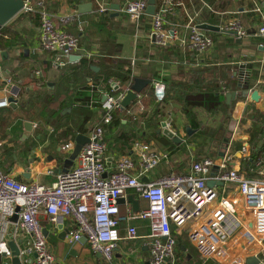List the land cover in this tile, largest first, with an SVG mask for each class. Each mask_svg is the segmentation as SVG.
<instances>
[{
  "label": "built area",
  "instance_id": "2783aa9c",
  "mask_svg": "<svg viewBox=\"0 0 264 264\" xmlns=\"http://www.w3.org/2000/svg\"><path fill=\"white\" fill-rule=\"evenodd\" d=\"M93 1L97 15L113 10L110 0ZM180 1L164 0L163 6L152 16L150 39L158 46L178 40L180 45L195 55V65H199L214 49L213 37L193 24L192 19L186 25L187 35L179 39L174 30L164 28L166 12L181 4ZM23 2L22 12L39 15V44L50 54L53 67L65 69L74 62L71 60L72 55H78L80 59L82 56L91 59L96 55L80 45V35L68 32L55 22L43 1ZM148 6L149 0H124L122 11L133 23L137 34L143 17L147 15ZM254 11L261 19L258 35L264 37V9L261 2L255 1ZM74 21L79 20L73 15L60 18L63 25ZM79 23V32H82ZM223 29L235 31L239 38L247 35V30L237 18L226 21ZM135 62L132 59L133 65ZM11 82V79L7 80L8 84ZM152 82L155 98L162 101L166 95L165 82L161 79ZM15 87L10 91L11 96L17 98L20 90L15 91ZM112 87L118 89L117 83H112ZM90 89V105L96 108L100 103L97 96L99 90L94 85ZM126 94L125 91L105 96L102 105L104 123H110L111 110L120 108ZM9 95L0 99V107L10 106ZM134 116L141 120L140 111ZM249 145L247 141L242 143L241 153L244 156L249 154ZM71 147V144H66L63 149L69 150ZM109 147L103 126L97 125L79 153L78 164L59 172L51 185L23 182L0 167V256L5 259L4 264H8L7 260L12 258L6 235L11 217H16L17 228L32 238L31 243L21 250V256L25 257L27 263L59 264L44 233L41 222L43 213L53 224L62 225L67 230L66 240L70 246L85 238L92 252L100 254L108 263L113 261L123 224H129L127 238L137 239L138 230L133 225L135 221L149 223L151 264H178L177 240L172 232V223L180 227L190 223V241L203 259H210L227 243L234 229L233 216L226 199L217 201L215 185L225 183L236 185L244 199V210L252 216L254 236L264 237V159L258 163L256 171L246 175L238 169L228 168L231 155L226 153L219 165H216L215 159L204 158L194 162L187 173H170L149 182L143 178L162 161L169 160L167 152L137 140L131 154L121 156L114 167H110ZM209 181L214 186L208 185ZM130 190L146 201L147 207L129 210L123 215L120 201L127 200ZM261 259L264 262V248Z\"/></svg>",
  "mask_w": 264,
  "mask_h": 264
},
{
  "label": "crops",
  "instance_id": "0c3cea01",
  "mask_svg": "<svg viewBox=\"0 0 264 264\" xmlns=\"http://www.w3.org/2000/svg\"><path fill=\"white\" fill-rule=\"evenodd\" d=\"M110 1L113 7V10L110 11L111 16L115 18L123 16L127 19L128 17L122 11L124 3L121 2V0ZM203 1L205 3V0ZM215 2L216 0H213L212 5L215 4L219 19H221V21H228L232 18L239 19L242 26L247 30V35L243 38H239L236 35L227 33L225 30L222 31V28L221 31L214 32V38L216 39L215 47L205 59H202L205 68L209 71L201 76L213 79L216 78L215 74L219 73L220 79L223 78L221 81L224 80V82L229 84L230 77L228 76L227 71L230 68L231 71L236 70L235 68H237V71H234L236 80L238 81L237 83L240 87H245L249 84V78L253 70L258 69L260 71V74L254 83V87L246 93V99H238L235 103V107L230 114L233 122L232 140H230L227 147H225V149L223 148L224 150L221 151L219 156L215 159L216 165H219L223 156L226 155V153H229L231 155V161L228 164V168L238 169L243 173L247 167V158L250 156L251 146L249 145L250 151H248L249 154L247 153L248 156H244L241 153L242 144L239 146L237 142H244L249 139L247 130L249 129L251 121L248 120L246 124H243L242 118L248 104L252 103L257 107H264V40H260L258 37V27L261 21L259 15H257L255 11L252 10L254 14L250 13L252 8L249 9L248 2L240 1L229 3L227 1L225 7L222 5L224 0H218L216 3ZM46 3L55 22L61 27H64L68 32L82 37L83 31L79 32V22L83 24V21L88 20V28H93L91 33L93 35L98 33V29L92 22L91 16L92 13H95V3L93 0H47ZM89 3H92L93 5L91 12L82 13L79 11L81 5ZM261 5L264 9V0L261 2ZM116 13L118 14L116 15ZM66 15H73L79 21L63 25L60 23V18ZM151 22L152 17L143 19L140 32L136 36V40L138 39L137 41H144L141 44L142 47L137 50L138 53L133 49L131 57L129 58L128 55H124L125 58L130 60L135 59L136 62L143 63L142 67H147L148 65L153 64V61H156L158 65V74L153 80L161 79L162 81L169 83L173 79L184 82L185 80L188 81L187 79L189 78H193L194 75H192L190 69L191 67H196V65L191 66L185 57H182V63L186 67L183 71L177 70V66L180 63L177 64L176 61L170 60L169 58H164L165 60H159L161 58L155 60L154 57L156 50L149 34L151 31ZM6 26L9 27V30L12 33L11 36L14 39L12 40L14 44L11 48L0 50V99L8 96V94H10L9 96L11 97L10 90H12L14 86H18L19 89H21L22 85H27V88H29L30 85L33 88H46L57 94V80L60 81L62 78L67 83V97L61 99H69L73 101V107L77 108L79 105L81 106L86 100L85 92L87 85H85V82L82 81V79L78 78H76L78 79L76 82L68 83L70 80H66V77H69L70 74L72 79L75 78L72 71L70 70L69 73V70H64V72L60 74L58 72L59 69H56L51 65L50 54L43 50L39 44L40 24L37 17H31L30 15L21 12ZM184 28L185 30L182 34L175 31L177 39L187 35L188 30L186 26ZM137 41L134 43V48L137 45ZM120 42L121 41L118 40V43ZM173 43L179 45L178 40H174ZM94 47L99 48V44H93L92 48ZM161 55L163 56L165 53L161 52ZM250 63L253 64L252 68L241 67L242 65ZM259 63H261L260 67L258 66ZM94 66L98 67L97 65ZM142 67L139 68L140 71H142ZM8 79H11L12 81L9 84L7 83ZM92 85L94 84L89 80L88 86L91 88ZM94 86L99 90L97 96L99 97L101 95V101L104 102L105 96L108 94L105 87ZM150 90L153 92V82L150 85ZM254 91L259 93L260 100L256 101L252 99V93ZM18 97L16 98L17 100L19 99ZM45 102L47 103L48 101L45 100ZM60 102L61 101L59 100V103ZM47 105L49 107V102ZM164 107L161 108V110L164 111V116L162 115L159 124L156 125L155 122H149L148 125L145 126L146 128H144V133L153 147L156 146L159 150L167 151L170 158L168 161L160 164V166L154 169L151 173L145 175L143 179L149 182L159 179L168 172L187 173L191 170L192 164L197 162L195 161L197 157L205 156V147L200 148L196 143L205 142V136H200V133L198 134L200 129L205 126L206 114L204 109L195 108L193 115L197 116V118H191L184 112L180 102L169 100L164 103ZM0 108L7 107L3 106ZM11 108L15 111L17 107ZM92 110L99 113L97 116H100L98 106ZM137 111L141 112L140 109L136 110L135 105L131 109V114L134 116ZM14 114L15 113H13L5 122H2V125L0 126L1 129L5 127V130L7 128L6 126H10L15 129V131L16 129L19 130L20 133L19 145L22 148L17 149L13 163L8 167V171L13 177L26 183L38 182L40 184L51 185L55 181L59 172L72 168L78 164L79 153L91 134L89 127L92 124V119H87L86 116H78L75 110L73 112L72 108H68L63 111L62 114L64 117L57 120V123H51L48 125L42 123V133H40L37 131L39 124L31 120H17L16 114L15 116ZM212 118L213 117H209L207 124L215 122L210 121ZM135 119L138 120L137 118ZM26 121H31L36 125L32 132L27 133L25 131ZM138 121L141 123L145 121L142 114L141 120L139 119ZM163 122L168 124V128L172 130L179 139H181V142L176 143L173 139L164 134L162 127ZM1 136L2 135H0V148H12L13 140L8 137L3 139ZM79 139H81V142H78ZM208 140L209 138L207 141ZM66 144H71V149L64 150L63 146ZM78 144L81 145V149L77 155L73 156ZM128 151L129 152L126 154H131L132 148ZM126 154L119 152L113 146V149H110L108 152L109 166L114 167L118 159ZM258 166L259 165L257 164L256 167L252 169L251 173L256 171ZM214 171L216 172V169ZM209 185L214 186L211 181H209ZM215 188L218 192L217 201L219 202L222 199H226L227 204L230 206L231 215L233 216L234 221V229L225 244L226 246L223 245L214 257L207 259L208 263L246 264V258L250 255H258L261 257V252L264 248V237L254 236L252 216L244 210V199L238 192L236 185L233 183H225L224 185L217 184L215 185ZM146 204V201L140 199L134 191L130 190L127 195V200L120 201L121 213L124 215L129 210L136 211L144 209L146 208ZM41 222L44 229L47 231L46 237L48 244L55 254L59 264H151V254L148 246L150 229L147 221H135L133 223L138 230V237L135 240L127 238L128 224H123L121 226L120 240L118 242V247L114 252L112 263L104 261L101 255L99 256L97 253L92 252L86 241H80L76 245L70 246L67 243L66 237L62 238V232L66 229H60L58 225L56 226L53 224L44 213L41 214ZM16 224L17 218L11 217L6 235L9 243L15 242L22 250L26 245L31 243L32 238L19 230ZM186 225L187 234H185L184 237L190 246L194 248L193 250L196 251V253L194 251L195 258L190 254L191 250H187L185 246H182L181 248L184 250L186 257H183L182 255L179 256L177 253V258L180 259L182 256L184 259L188 258V261L192 260V264H196L198 253L188 236L190 223H187ZM251 239H253V241ZM254 243H256L257 246L253 247L252 251H248L249 247ZM23 261H26L25 257L23 258ZM4 262L5 259L1 258L0 264H4ZM7 262L8 264H11V258L8 259Z\"/></svg>",
  "mask_w": 264,
  "mask_h": 264
},
{
  "label": "trees",
  "instance_id": "16d2710c",
  "mask_svg": "<svg viewBox=\"0 0 264 264\" xmlns=\"http://www.w3.org/2000/svg\"><path fill=\"white\" fill-rule=\"evenodd\" d=\"M46 1L47 0H43L49 11L50 9L48 8ZM212 1L213 0H205L204 3L203 0H181V4L175 5L173 10H168L166 12V23L164 28L171 29L179 32V34H182L185 30L184 27L192 19V23L198 26L207 23L220 26V28L223 29L225 27L226 21H221V19H219L217 16V9L215 4L212 5ZM217 1L218 0H216V2ZM227 1L229 3L240 1L248 2L249 9L252 8L250 12L252 14H254L253 11L255 8V1L263 2V0H224V3H222L223 7H225ZM121 2L124 3V0H121ZM163 4L164 0H155L156 11H159ZM25 14L30 15L31 17H37L39 21V15L37 13ZM91 16L92 22L98 29V33L93 35L91 32L89 33L88 30H85L82 32V37H80V45L91 51H96L97 49V53L100 56L95 55L91 59L82 56L81 59L71 62L65 69H63V72L64 70H69L70 73L71 70L75 75L74 79L71 78V74L69 77H66V80H70L68 83L76 82L78 79H82V81L85 82V85H87L85 92V102L76 108L73 107V101L69 99H59L58 95L54 91L48 90L44 87V89L33 88L30 85L29 88H27V85H22L18 95L19 99L16 110H12L11 107L0 108V126L2 125V122L8 120V118H10L13 113L16 114L17 120L35 121V119H40L42 123L47 125L51 123L55 124L58 122L57 120L64 117L62 114L64 110L72 108L73 112L75 110L78 116H86L87 119H92V124L89 127L91 132L96 128L97 125L103 126L105 138L110 145L109 150L113 149L114 146V148L119 152L126 154L137 140L145 141L149 144L151 143L150 140L146 138L144 133V128H146L145 126L148 125L149 122H155L156 125H158L162 115L164 116V111L161 110V108L164 107V103L168 102L169 100H173L175 102H180L184 112L191 118H197V116L193 115L195 108L204 109L206 118L209 119V117H213L212 120L215 122L208 124L205 123L204 128H201L198 132V134L200 133V136H205L204 143L196 142L200 148L205 147V156L200 155L204 157H197L195 161H199L204 158L216 159L219 156V153L223 151L225 147H227L230 140H232L233 122L230 114L235 107V103L238 99H246L245 95L254 87V83L259 76L260 71L258 69L253 70L249 78V84H247L245 87H240L237 83L238 81L236 80V75L234 72L237 71V68H235L236 70L233 71H231V68L228 69L227 74L230 77V83L228 84L227 82H224V80L221 81L223 78L220 79L218 72V74H215L216 78L213 79L207 78L206 76L202 77L201 75H204L209 70L205 68L204 62H201L199 65H196V67H191L190 72L192 75H194V77L187 79L188 81L185 80L184 82H181L174 79L169 83L165 81L166 95L162 101L156 100L154 93L150 90L149 85L139 94L137 99L134 100L129 107L125 109L118 107L112 109L110 123H104L102 119V96H99L100 103L98 104V112H100V116H97L99 113L92 110L93 108L90 105L91 89L90 86H88L89 80H91V82L98 87H105L108 94L115 95L119 92H127L137 77L146 78L153 81L154 77L158 74V65L156 61H153V64L149 63L150 65L147 67H142L143 63L135 62L133 65L131 60L125 58L122 47L117 41V30L119 28L117 26L118 21L116 20L117 18L111 16L110 11L102 15L92 13ZM150 17L152 16L145 15L143 19ZM0 29V50L11 48L14 44L12 41L14 39L11 36L12 33L10 32L9 27L5 25L0 27ZM205 32L213 37L216 44V39L214 38V32L216 31L205 30ZM91 34L92 36L90 39ZM258 37L260 40H264V37L259 35ZM143 42L144 41H140L137 43L135 46L136 51L142 47L141 44ZM95 43L99 44V48H92V45ZM154 48L156 50L154 57L155 60H158L159 58H161L159 60H165L164 58L174 60L177 64L180 63L177 66L178 71H183L186 68L182 63V57L187 58V61L191 64V66H195L197 62L195 55H193L187 47H183L180 44L178 45L172 42L166 46H158L154 43ZM161 52L165 53V55L162 56ZM92 65H97L99 67V71L94 70ZM258 66L260 67L261 63H259ZM140 67H142V71H140ZM112 83H117L118 89H114L112 87ZM234 92H236L235 98L230 97ZM45 100L49 102V108L54 103L56 104L55 106H57H54L50 113L47 110L48 102L46 103ZM59 100L61 101L60 103ZM39 101H42V104H39ZM135 105L136 110L140 109L141 114L144 116L145 121L143 123L136 120L131 114V109ZM33 110L38 111L36 116L30 115L33 113ZM248 120H250L251 123L249 125V129L247 130L249 139L246 141L251 146V153L247 158V167L243 172L246 175L250 174L252 169L264 159V107H257L252 103L248 104L242 118V123L246 124ZM208 138L209 140L207 141ZM242 143L243 141L237 142L239 146H241ZM2 149L3 147L0 148V167L3 171L9 172L8 167L11 163H13L14 155L17 153V151L14 147L5 148L4 152H2ZM156 149L159 150L157 147ZM6 156L10 158V163L7 168L4 167V158ZM164 162L165 161H162L160 164ZM160 164L157 167H159ZM170 173L172 172H168L163 176ZM176 226L177 225L175 223H172L171 225L173 235L177 240L176 253H178L179 256L182 255L183 257H186L184 250L181 248L182 246H185L187 250H191L190 254L193 256V258H195V250H193L194 248L190 246L184 237L187 232L183 231L181 234L180 230ZM182 256L180 259H178V264H192V260L188 261V258L184 259ZM197 259L198 260L196 261V264H209L208 260L203 259L199 254L197 255Z\"/></svg>",
  "mask_w": 264,
  "mask_h": 264
},
{
  "label": "water",
  "instance_id": "95a60500",
  "mask_svg": "<svg viewBox=\"0 0 264 264\" xmlns=\"http://www.w3.org/2000/svg\"><path fill=\"white\" fill-rule=\"evenodd\" d=\"M24 7V2L23 0H0V27L7 25L14 17H16L18 14H20L23 10ZM92 3L89 4H83L79 7V11L84 13V12H91L92 11ZM118 9V7H117ZM156 12V5H155V0H149V6L147 7V15L153 16ZM118 13H116L117 15ZM199 27L203 30L207 31H221L222 29L219 26L211 25V24H201ZM224 31V30H222ZM229 34L236 35L237 33L235 31H226ZM80 59V56L78 55H72L71 60L72 61H77ZM242 68H252L253 64H245L241 66ZM92 68L94 70H99L98 67L92 65ZM152 84V81L150 79L146 78H141L137 77L134 80L133 85L130 87V89L127 91V94L124 96V98L121 100V109H125L131 105V103L137 99L138 95L149 85ZM15 91L20 90L18 86L14 88ZM236 93H233L230 97L235 98ZM229 97V98H230ZM252 99L258 101L260 100L259 93L257 91H254L252 93ZM8 102L10 103L11 107L16 108L18 100L14 98L13 96L8 98ZM26 126V132H32L35 124L31 121H26L25 122ZM163 127V132L165 135H167L169 138L173 139L176 143L181 142V139L177 137V135L168 128L167 123L163 122L162 123ZM26 136V135H25ZM88 140V138H87ZM86 140V141H87ZM78 142H81V139L78 140ZM85 144V143H84ZM81 149V145L78 144L77 148L75 150V153L73 156L77 155ZM69 161V160H68ZM67 170V169H65ZM64 170V171H65ZM209 185V183H208ZM60 229H63L62 225H58ZM46 230H44V233L46 235ZM67 236V230H63L62 232V238ZM81 241H86L85 238H82ZM9 246L12 250V258H11V264H27L26 261H23V258L21 256V249L19 246L16 245L15 242H10ZM226 246V245H225ZM257 246L256 243H254L252 246L249 247L248 251H252L253 247ZM100 256V254H98ZM2 256H0V259ZM246 264H264L262 261L261 257L258 255H250L246 258Z\"/></svg>",
  "mask_w": 264,
  "mask_h": 264
},
{
  "label": "rangeland",
  "instance_id": "374dc122",
  "mask_svg": "<svg viewBox=\"0 0 264 264\" xmlns=\"http://www.w3.org/2000/svg\"><path fill=\"white\" fill-rule=\"evenodd\" d=\"M118 22H117V26L119 27L118 28V30H117V41L119 40V41H121L120 43H118V44H120L121 45V47H122V50H123V52H124V55H128L129 56V58L131 57V55H132V53H133V49H135L134 48V43H136V41L138 40H136V36L138 35L137 33H136V30H135V28H134V25H133V23L127 18H125V17H123V16H120V17H117V19H116ZM88 24H89V21L88 20H85V21H83V24H81V26H82V29H83V32L85 31V30H88L89 31V33L92 31V27H89L88 28ZM88 28V29H87ZM80 31V30H79ZM91 36H92V34L90 35V39H91ZM81 40V39H80ZM139 41H137V43H138ZM84 44H86L85 42H83ZM123 43V44H122ZM82 46V45H81ZM83 47V46H82ZM85 48V47H84ZM86 49V48H85ZM87 50V49H86ZM94 53H96V55L97 56H100L98 53H97V51H93ZM130 60V59H129ZM131 61H132V59H131ZM55 69V68H54ZM56 70V69H55ZM60 70V69H59ZM58 70V72L60 73V74H62L63 73V70H60L59 71ZM56 77H58V76H56ZM56 79V78H55ZM56 88H57V90H58V93H57V95H58V97H59V99H61V98H66L67 96V92L65 91L66 90V88H67V83H66V81H64V79H60V81H58L57 80V85H56ZM61 88V89H60ZM39 104H42V101H39L38 102ZM56 104L54 103V104H52L51 106H50V108L49 107H47V110L49 111V113L52 111V109L54 108V106H55ZM55 107H57V106H55ZM38 114V111H35V110H33V113H31L30 115H32V116H36ZM52 119H54V118H52ZM207 121H208V118H206V116H205V123H207ZM211 122H213V120L211 119L210 120ZM35 123H38V124H40V126H39V128H38V132H40V133H42V122L40 121V119H35V121H34ZM9 124H12V123H9ZM7 128H6V130H5V127H3L2 129H1V131H0V135H2V138L3 139H5V138H10L11 140H13V145H12V147H14L15 148V150L17 151V149H19V148H22L20 145H19V140H20V133H19V130H17L16 129V131H15V129H13V128H11L10 126H6ZM13 127V126H12ZM4 149H5V147H3V151L2 152H4ZM10 158H8L7 156L4 158V167H6L7 168V166H9V163H10ZM179 230H180V232H181V234H182V232L183 231H185V232H187V225L185 224V225H183L182 227H180V226H176ZM82 264V263H81Z\"/></svg>",
  "mask_w": 264,
  "mask_h": 264
}]
</instances>
